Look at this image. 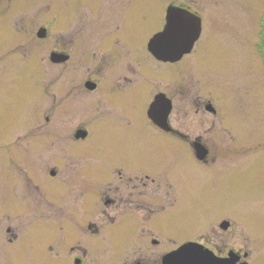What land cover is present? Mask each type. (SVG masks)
Instances as JSON below:
<instances>
[{
	"label": "rangeland",
	"instance_id": "obj_1",
	"mask_svg": "<svg viewBox=\"0 0 264 264\" xmlns=\"http://www.w3.org/2000/svg\"><path fill=\"white\" fill-rule=\"evenodd\" d=\"M117 1L0 0V218L4 222L18 221L22 232L19 251L13 253L8 246L4 248L0 264L1 259L11 258L18 264H74L68 249L57 240L53 251L44 243L47 235L55 239L62 236L61 227L65 225L61 224L59 206L62 201L61 205L70 206L75 200L71 195L63 197L57 180L48 178L47 171L60 159L61 143L67 158L78 152L71 161L86 169L81 186L90 191L96 177L124 164L122 158L131 154L129 146L140 147L143 154L148 148L146 141L126 140L125 136L133 137V129L100 127L93 138L80 143L75 150L72 138L75 122L68 121L61 127L64 118L60 73L75 71L81 61L80 52L85 50L83 39L91 35V24L99 17H114L116 23L110 22L118 24ZM137 3L144 4L142 13L124 8L119 19L129 16L125 24L137 33H144L142 41L146 46L158 30L160 15L170 4L185 7L202 18L203 30L196 52L182 66L189 69L190 87L211 98L217 110L216 115L207 114L206 118L216 124L206 138H216L207 145L211 155L219 158L210 169L193 177V188L182 194L177 209L170 213L173 220L165 226L170 236L162 237V246L164 250L171 249L175 240L182 242L199 228L230 217L242 232L243 247L252 252L250 264H264V0H137ZM86 23H91L85 26L89 29L79 35ZM42 27L48 30L43 39L37 36ZM113 30L119 39L123 34L120 41L130 50L138 45L134 33L127 35L120 29ZM62 50L72 53V62L67 66L52 64L50 53ZM93 65L89 55L79 71L85 72ZM159 67L156 71L167 74V68ZM137 102L139 109H143V101ZM49 140L53 147L52 143L49 146ZM173 147L158 143L146 154L166 158L175 152ZM27 172L39 178L41 191L27 181ZM82 194L81 202L86 192L83 197ZM85 214L83 208L82 215ZM83 223L85 226L86 221ZM81 230L86 247L98 251L110 248V241H104L103 235L97 239L88 229Z\"/></svg>",
	"mask_w": 264,
	"mask_h": 264
},
{
	"label": "flooded vegetation",
	"instance_id": "obj_2",
	"mask_svg": "<svg viewBox=\"0 0 264 264\" xmlns=\"http://www.w3.org/2000/svg\"><path fill=\"white\" fill-rule=\"evenodd\" d=\"M172 5L174 4L169 6ZM136 6H140L137 7L139 9H136ZM143 6L144 4L137 3V0H119L116 2L118 24L110 22H115L114 17L107 19L106 16L90 23L93 25L92 33L90 36L87 33L88 38L83 39L85 50H79L82 62H77L75 71L60 73V103L64 118L61 119V127L68 121L75 122L76 129L72 135L76 144L75 150L80 143L93 138L100 127H117L124 131L133 129V137L125 136L126 140H129V143L132 140L146 141V152H152L158 143L162 142L173 145L175 152L164 158L151 153L147 155L146 152L143 154L140 147L129 146L131 154L122 158L125 160L124 164L112 167L109 172L96 177L90 191L81 186V181L87 173L86 169H80L71 161L74 155H79L78 152L67 158L61 143L60 159L47 171L50 175L48 178L57 180L55 183L62 187L63 197L71 195L75 200L70 206L61 205L63 201L59 206L62 210L61 224L65 225L61 227L62 236L55 239L52 235H47L44 243L47 242L49 251L57 248V241L59 245H64L74 264H164L167 254L178 251L188 243H194V252L208 251L219 259L236 256L239 257L238 264H250L252 252L243 247L242 232L236 229L230 217L215 220L205 229L199 228L182 242L175 240L176 244L171 249L164 250L162 246V237L170 236V233L165 231V226L173 220L170 213L177 209L182 194H188L193 188V177L197 172L210 169L212 163H216L219 158L217 155H211L207 145L216 138H206V134L216 124L206 118L207 114L216 115L217 110H209V106L215 108L211 98L206 94L201 95L199 89L190 87L189 69L182 66V63L196 52L198 42L181 60L163 61L149 50L145 41H142L145 38L144 33H137L125 24L129 16L119 19L120 10L122 12L126 8L142 13ZM168 7L160 15L161 22L156 33L162 31L166 25ZM90 24L82 26L79 30L82 33L79 35L87 32L89 27L85 26ZM113 29H120L121 33L125 32L127 35L129 32L134 33L132 36L139 42L135 49L130 50L126 43L122 44L120 40L123 34L119 39L114 36ZM90 47L92 49H89ZM100 47L102 49L99 50ZM53 52L58 51L50 53L52 64L67 66L72 62L73 55L68 50L60 51L67 57L65 60L60 63L52 62ZM89 55H92L94 65L85 72L79 71ZM159 65L168 69L167 74L156 71L160 68ZM161 95L165 98L158 104L159 109L165 107L166 100L171 102L168 126L165 128L149 117L151 106ZM136 100L143 101V109H139ZM195 116L202 117L190 119ZM79 132H85L86 136L78 137ZM51 143L49 140V146ZM196 143L203 144L209 150L204 159L198 157ZM25 176L28 182L35 185V189L42 190L39 178L33 177L29 172ZM82 192V197L85 192L86 197L81 202ZM47 203V207H50L51 203ZM83 208L87 211L84 216ZM44 218L46 217L42 219ZM83 221H86L85 226ZM16 222H4L3 218H0V255L7 246L13 253L19 251L22 232L20 223ZM77 225H81L80 229H77ZM84 228L97 239L103 235L104 241H110V248L98 251L86 247L81 239L84 235L81 229ZM54 240H57L56 244ZM1 264L18 263L11 258L6 261L1 259Z\"/></svg>",
	"mask_w": 264,
	"mask_h": 264
},
{
	"label": "water",
	"instance_id": "obj_3",
	"mask_svg": "<svg viewBox=\"0 0 264 264\" xmlns=\"http://www.w3.org/2000/svg\"><path fill=\"white\" fill-rule=\"evenodd\" d=\"M48 30L45 27L39 29L37 36L41 39L46 38ZM202 34V20L197 14L188 9L169 6L167 10V22L161 32L155 34L149 44V50L160 60L176 62L189 54L200 39ZM67 57L60 52H53L51 60L60 63ZM93 87V86H92ZM164 95L157 98L149 110V117L162 127H167V121L171 112V102L167 103L163 109L158 108L162 103ZM209 110L215 111L213 106ZM78 137H85L86 133L79 132ZM195 150L200 159H204L209 150L200 143H196ZM194 243L182 246L178 251L171 252L164 257V264H237L238 258L231 256L227 259H219L211 252H194ZM245 264V263H244Z\"/></svg>",
	"mask_w": 264,
	"mask_h": 264
}]
</instances>
